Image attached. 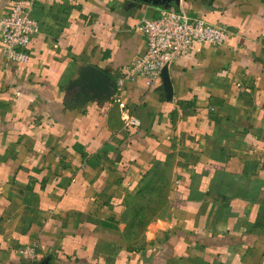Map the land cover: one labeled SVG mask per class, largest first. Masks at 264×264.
Listing matches in <instances>:
<instances>
[{
	"label": "crops",
	"instance_id": "1",
	"mask_svg": "<svg viewBox=\"0 0 264 264\" xmlns=\"http://www.w3.org/2000/svg\"><path fill=\"white\" fill-rule=\"evenodd\" d=\"M179 9L231 38L195 43L167 86L80 104L85 67L117 80L146 53L142 19ZM33 16L30 64L0 48V264L31 245L36 264H264V0H35Z\"/></svg>",
	"mask_w": 264,
	"mask_h": 264
},
{
	"label": "built area",
	"instance_id": "2",
	"mask_svg": "<svg viewBox=\"0 0 264 264\" xmlns=\"http://www.w3.org/2000/svg\"><path fill=\"white\" fill-rule=\"evenodd\" d=\"M34 6L35 0H17L8 14L0 18V48L10 61L28 65L32 60L31 46L40 34V25L33 16ZM138 29L145 39L146 53L117 78V92L113 98L121 96L126 84L137 79L146 80L150 87L156 86L163 70L191 54L195 43L223 47L231 38L226 26L192 17L181 9L163 11L154 19L144 18ZM129 124L138 126L139 122L131 119ZM19 254L30 264L38 261L34 245L26 246Z\"/></svg>",
	"mask_w": 264,
	"mask_h": 264
},
{
	"label": "water",
	"instance_id": "3",
	"mask_svg": "<svg viewBox=\"0 0 264 264\" xmlns=\"http://www.w3.org/2000/svg\"><path fill=\"white\" fill-rule=\"evenodd\" d=\"M162 1L164 4L179 5L181 0H154ZM162 80L165 81L166 86L168 81V69L162 72ZM73 87H79L84 96L78 95L83 98L81 105L91 101L106 102L111 100L117 92L116 80L107 72L102 71L93 66H87L81 73L80 79L77 80ZM45 264H49L46 262Z\"/></svg>",
	"mask_w": 264,
	"mask_h": 264
},
{
	"label": "rangeland",
	"instance_id": "4",
	"mask_svg": "<svg viewBox=\"0 0 264 264\" xmlns=\"http://www.w3.org/2000/svg\"><path fill=\"white\" fill-rule=\"evenodd\" d=\"M144 227H146L145 225H141V226H139V228H144Z\"/></svg>",
	"mask_w": 264,
	"mask_h": 264
}]
</instances>
